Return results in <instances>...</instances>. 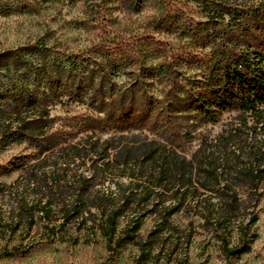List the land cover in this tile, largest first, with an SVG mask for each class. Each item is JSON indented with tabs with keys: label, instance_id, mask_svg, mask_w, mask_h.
Listing matches in <instances>:
<instances>
[{
	"label": "rangeland",
	"instance_id": "1",
	"mask_svg": "<svg viewBox=\"0 0 264 264\" xmlns=\"http://www.w3.org/2000/svg\"><path fill=\"white\" fill-rule=\"evenodd\" d=\"M234 17L241 26L229 31ZM218 34L264 51V0H0V54L15 59L36 48L35 66L52 73L56 60L69 70L76 63L71 74L87 88L54 95L45 86L52 105L36 123L39 148L0 143V264H264V156L260 166L255 160L260 137L212 148L239 122L238 113L200 121L192 99L171 92L168 74L158 71L189 44L208 52L204 36L214 41ZM204 67L199 59L178 66L183 84ZM40 130L50 138L42 139ZM107 139L112 158L121 147L150 140L175 149L179 160H194L195 184L179 193L150 185L149 196L137 192L125 206L129 178L122 168H97ZM254 164L255 177L247 172ZM204 168H217L220 181L200 176ZM183 190L186 200L169 214ZM48 200L54 211L47 217L39 209ZM119 206V231L140 222L122 246L100 229L104 210Z\"/></svg>",
	"mask_w": 264,
	"mask_h": 264
},
{
	"label": "trees",
	"instance_id": "2",
	"mask_svg": "<svg viewBox=\"0 0 264 264\" xmlns=\"http://www.w3.org/2000/svg\"><path fill=\"white\" fill-rule=\"evenodd\" d=\"M238 22L240 21L237 17H234L233 21L228 22V30L232 31L241 26ZM210 38V35L203 38L207 40L204 47L211 46L208 52L195 51L192 46H197V43L189 44V50L177 55L175 60L167 64L166 71L164 66L158 69L159 75L168 74L171 92L186 94L192 99L189 107L200 121H217L223 112H237L239 122L225 129L219 137L214 139L211 146L228 149L229 146L237 147L238 144L242 146L250 139L257 140V137H260L256 147L258 151L255 153V160L260 166L264 156V51L254 49L251 45L239 39L234 40L226 34H218L214 37V41H210ZM38 51L32 48L23 55L24 57L17 56L15 59L4 53L0 54V143L31 142L38 148L41 146L42 140L38 139L36 131L42 127L36 123L48 118L52 105L45 86L50 88L49 91L54 95L62 94L65 89H68L67 87L70 88V95L74 93V90L77 94L82 93V89L87 91L85 85H77V81L71 74L73 70H77L78 64L72 63L74 69L69 70L70 67L66 66V61L56 60L55 67H51L54 69L53 73L45 66L38 69L34 64L35 59L39 58ZM195 59H199L205 67L200 71L199 76L187 79L185 82L187 85L183 84L178 66L190 65ZM32 86L37 88L35 92L31 89ZM146 114L144 116H148L149 112ZM102 121L105 122V119ZM122 128L125 130L128 127ZM243 130H247L246 134ZM40 136L45 140L50 138L46 131L40 133ZM93 144L95 147L92 152H96L100 141L96 140ZM108 144H110L109 139L103 143L100 157L104 163L99 164L97 159L93 161V165L99 164L97 168L110 165L122 168L124 171L122 176L129 178L126 185L128 195L125 194V190L122 191V197L127 199L125 206L129 205L137 192L145 195V198L149 196L152 192L149 190L150 185L154 190L160 188L168 192L176 189V193H179L185 185L195 184L194 160L186 157H183L182 161L179 160V153L175 149L169 151L166 146L156 140H150L138 147L131 146L128 149L121 147L116 151L115 158L110 157L111 147L107 146ZM70 148L80 151L78 146L72 145ZM46 150L48 149L39 152L42 155ZM215 150L212 154H216ZM255 169L257 166L254 164L247 172L255 177ZM199 175L211 183L215 179L217 182L220 181L217 168H204ZM152 178L155 179L151 183ZM116 184L120 188V183ZM181 195L180 205L175 207L178 209L174 208V211L169 214H174L181 208L188 193L184 191ZM121 208L119 206L109 213L104 210L102 214L105 220L100 228L103 236L109 242H115L117 246H122L126 239L133 240L140 225V222L131 225L128 223L119 231L118 220L123 215ZM53 211L52 202L49 200L39 209V212L47 217ZM63 226L64 223L59 228ZM119 233L121 236H118Z\"/></svg>",
	"mask_w": 264,
	"mask_h": 264
}]
</instances>
